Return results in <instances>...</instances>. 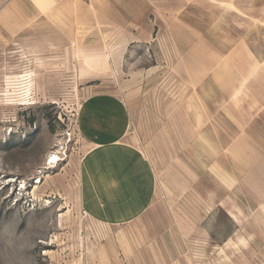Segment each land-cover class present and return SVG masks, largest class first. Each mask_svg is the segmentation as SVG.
I'll list each match as a JSON object with an SVG mask.
<instances>
[{
  "label": "rangeland",
  "instance_id": "obj_1",
  "mask_svg": "<svg viewBox=\"0 0 264 264\" xmlns=\"http://www.w3.org/2000/svg\"><path fill=\"white\" fill-rule=\"evenodd\" d=\"M29 1L0 0V264H264V0ZM98 94L156 177L124 227L80 202Z\"/></svg>",
  "mask_w": 264,
  "mask_h": 264
},
{
  "label": "crops",
  "instance_id": "obj_2",
  "mask_svg": "<svg viewBox=\"0 0 264 264\" xmlns=\"http://www.w3.org/2000/svg\"><path fill=\"white\" fill-rule=\"evenodd\" d=\"M26 1L28 7L30 1ZM100 51L109 58L122 56L121 50L110 53L105 45ZM82 65L88 70L89 65ZM130 127L129 107L116 95L98 94L80 107L77 128L89 146L80 167L81 207L106 227L135 223L152 206L156 194L153 167L131 140Z\"/></svg>",
  "mask_w": 264,
  "mask_h": 264
},
{
  "label": "bare ground",
  "instance_id": "obj_3",
  "mask_svg": "<svg viewBox=\"0 0 264 264\" xmlns=\"http://www.w3.org/2000/svg\"><path fill=\"white\" fill-rule=\"evenodd\" d=\"M233 9H235L236 10V15H243L242 13H241V10L239 11L238 9H236L233 5H231V4H227L226 5V10H233ZM229 18H226V19H224V23H226L227 24V26L228 25H233V24H235V26H236V28H238V29H240L241 30V28H242V23H241V21L240 22H231V21H229L228 20ZM237 48H239V47H237ZM225 55V54H224ZM221 57H220V61H221ZM209 61H211V59L209 60ZM209 61H207V62H209ZM251 81H253L252 83H251V85H252V87L254 88V91L255 90H257V89H260L261 88V90L262 91H260L259 93H258V95L259 96H264V73H263V71L262 70H258L256 73H255V77H254V79H251ZM237 82V81H236ZM234 83V82H233ZM52 157V160H54V161H59V157L57 156V155H52L51 156Z\"/></svg>",
  "mask_w": 264,
  "mask_h": 264
}]
</instances>
